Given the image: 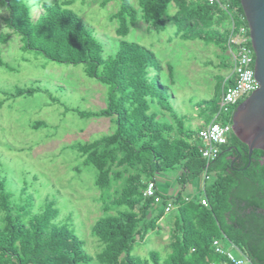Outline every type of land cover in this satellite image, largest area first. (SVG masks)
<instances>
[{
	"label": "trees",
	"instance_id": "trees-1",
	"mask_svg": "<svg viewBox=\"0 0 264 264\" xmlns=\"http://www.w3.org/2000/svg\"><path fill=\"white\" fill-rule=\"evenodd\" d=\"M76 1L0 0L8 28L0 32V44L18 34L22 51H36L59 63H82L89 77L109 87L107 105L99 111L66 108L86 118L107 117L115 124L112 133L65 147L97 172L94 186L100 192L95 202L100 216L89 225V235L99 250L95 255L87 251L73 210L64 211L59 199L42 196L32 182L14 192L0 171V264H210L225 257L216 250L215 241L225 250L236 249L252 264H264V151L255 148L250 155L249 146L231 131L219 156L208 163L200 152L202 126H187V115L171 111L175 95L163 82L161 60L153 49L125 39L140 15L148 28L157 30L172 21L177 37L213 42L222 54L228 53L217 66L231 71L228 36L220 29L223 15L230 18L227 11L202 0H138V6L133 0H118L119 9L111 19L118 21L116 33L122 39L117 52L105 57L93 30L71 8ZM111 1L101 0L100 5ZM230 1L234 22L240 26L246 21L241 0ZM0 66L16 70L1 48ZM167 68L173 79L172 65ZM224 81L218 102L205 99L194 104L209 111L205 117L200 112L203 125L215 117L218 121ZM38 91L43 89L37 84L2 89L5 98L0 106L7 99ZM169 113L171 121L162 118ZM46 126L42 119L32 124L33 129ZM175 168L181 170L177 180L183 186L174 194H163L160 203L143 194L150 180L157 181L158 174ZM203 173L202 195L183 196L186 181ZM169 201L173 208L166 211ZM168 212L173 214L168 220V255L162 257L155 249L148 256L135 254L134 243L160 231Z\"/></svg>",
	"mask_w": 264,
	"mask_h": 264
},
{
	"label": "rangeland",
	"instance_id": "rangeland-1",
	"mask_svg": "<svg viewBox=\"0 0 264 264\" xmlns=\"http://www.w3.org/2000/svg\"><path fill=\"white\" fill-rule=\"evenodd\" d=\"M100 1L77 0L71 8L93 30L103 46V55L108 57L117 52L122 39L116 33L118 21L111 19L120 3L113 0L103 7ZM137 1L133 0L135 6H138ZM5 11L0 3V32L8 29L3 21ZM169 12H173L172 7ZM230 23V18L223 15L220 29L226 37L231 30ZM175 32L176 26L172 21L157 30L148 28L140 15L125 39L153 49L164 66L161 73L163 82L170 85L175 95L171 99L172 113L187 115V126L198 128L204 121L200 117L202 109L195 108L194 104L205 99L220 100L219 85L230 71L217 65L229 54H222L220 47L213 42L183 40ZM20 46L18 34L11 35L7 43L0 44L4 57L16 67L15 71H9L0 66V101L5 98L1 90H10L16 85L37 84L43 91L7 99L0 106V171L7 176L8 187L14 192H19L26 182H32L42 196L59 199L64 211L73 210L79 227L77 233L87 242V251L95 255L99 247L92 241L94 237L89 235V225L100 216L95 202L100 192L94 186L97 172L94 167L84 165V158L75 150L65 147L112 133L115 124L107 117L86 118L66 108L99 111L107 105L109 87L89 77L82 63H59L36 51H22ZM169 64L173 67V79L169 76ZM36 79L41 82L37 83ZM51 95L58 101H54ZM236 108L234 105L227 111L220 109L218 121L227 122ZM202 112L204 117L209 113L208 110ZM162 118L171 121L172 116L169 113ZM37 119L46 121L48 126L33 129L32 124ZM76 166H81V169H74ZM180 173L181 170L175 168L158 174L157 184L163 194L172 195L183 186L177 180ZM204 178L203 173L186 181L183 196L200 197ZM171 217V212L166 213L160 222L162 229L151 231L144 241H136L133 252L144 257L155 249L166 257L171 250L168 224ZM232 252L238 255L236 249Z\"/></svg>",
	"mask_w": 264,
	"mask_h": 264
},
{
	"label": "built area",
	"instance_id": "built-area-1",
	"mask_svg": "<svg viewBox=\"0 0 264 264\" xmlns=\"http://www.w3.org/2000/svg\"><path fill=\"white\" fill-rule=\"evenodd\" d=\"M210 5H219L226 10L231 19V27L228 35L229 53L232 56L234 67L226 76L224 88L222 91L221 109L228 110L231 106L236 105L247 98L253 91L259 88V82L255 76V49L251 42L250 28L246 17H243V24L236 26L233 13L234 9L230 0H202ZM232 80V82H231ZM232 130V122H220L216 117L208 124L203 125L199 132L198 138L201 141L200 152L208 163L215 160L221 151V146L227 143L228 136ZM143 194L146 197L154 198L156 203L162 201L163 193L158 187L156 180H150L144 188ZM202 203L207 206L208 200L202 199ZM173 204L169 201L165 210L170 211ZM216 250L224 253L225 257L221 261H212L210 264H252L250 259L243 255H236L230 250L218 246Z\"/></svg>",
	"mask_w": 264,
	"mask_h": 264
},
{
	"label": "water",
	"instance_id": "water-1",
	"mask_svg": "<svg viewBox=\"0 0 264 264\" xmlns=\"http://www.w3.org/2000/svg\"><path fill=\"white\" fill-rule=\"evenodd\" d=\"M255 49V76L259 88L253 91L236 108L232 130L249 146L264 151V0H241Z\"/></svg>",
	"mask_w": 264,
	"mask_h": 264
},
{
	"label": "crops",
	"instance_id": "crops-1",
	"mask_svg": "<svg viewBox=\"0 0 264 264\" xmlns=\"http://www.w3.org/2000/svg\"><path fill=\"white\" fill-rule=\"evenodd\" d=\"M176 191H177V190H176ZM176 191H175V192H176Z\"/></svg>",
	"mask_w": 264,
	"mask_h": 264
}]
</instances>
